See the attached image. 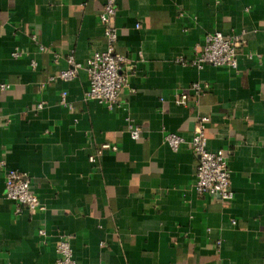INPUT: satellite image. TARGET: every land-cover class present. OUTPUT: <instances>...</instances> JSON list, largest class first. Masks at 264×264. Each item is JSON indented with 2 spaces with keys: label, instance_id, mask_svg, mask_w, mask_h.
<instances>
[{
  "label": "crops",
  "instance_id": "0c3cea01",
  "mask_svg": "<svg viewBox=\"0 0 264 264\" xmlns=\"http://www.w3.org/2000/svg\"><path fill=\"white\" fill-rule=\"evenodd\" d=\"M104 2L0 0V264H52L63 233L78 264H264V0H115L127 79L112 107L85 97L84 67L48 80L106 47ZM242 29L235 68L190 63L207 32ZM201 115L206 147L227 153L229 201L194 187ZM5 167L28 174L42 209L14 211Z\"/></svg>",
  "mask_w": 264,
  "mask_h": 264
},
{
  "label": "built area",
  "instance_id": "2783aa9c",
  "mask_svg": "<svg viewBox=\"0 0 264 264\" xmlns=\"http://www.w3.org/2000/svg\"><path fill=\"white\" fill-rule=\"evenodd\" d=\"M115 0H105L102 11L98 14L101 22L106 23V47L103 50L91 52L84 63L77 61L73 54L66 57L67 66L56 74L48 76V80L67 81L72 79L79 68L84 67L88 73L89 85L84 91L87 98H94L107 106L112 107L116 100L119 90L126 84V76L122 72V64L125 61V55L116 51L115 42L117 40V27L111 22L115 14ZM245 30L240 33L224 34L219 30L207 32L203 41L197 44L195 57L190 61L197 67L204 64L215 66H227L235 68L237 66V51ZM40 48H43L40 45ZM13 55L20 54L19 50L12 51ZM36 60H30V66L35 68ZM0 87H8L7 83L0 82ZM191 88L198 94L202 85L199 81H194ZM67 91L63 89L60 94V102L70 106L66 100ZM188 93L184 91L176 92L173 100L178 104H184L187 101ZM42 102L37 103L41 107ZM208 117L201 115L188 140L189 145L197 156L195 169L194 187L198 193H208L218 196L222 200L229 201L233 197V190L230 185V170L228 166L227 153L222 149L209 150L206 147L205 123ZM140 128L137 124L129 123V134L133 138L139 136ZM168 144L176 149L184 137L176 132H166L164 134ZM113 148L116 146L110 143H102L103 148ZM90 161L95 160L94 155L89 156ZM4 193L5 196L13 201V209L16 213L23 207L35 212L44 207L38 196L32 190L31 181L28 174L24 171L5 167L4 170ZM235 222V220H232ZM40 235L45 234L43 227L38 229ZM70 234H61L55 244L56 257L52 264H78L74 259L70 244Z\"/></svg>",
  "mask_w": 264,
  "mask_h": 264
}]
</instances>
